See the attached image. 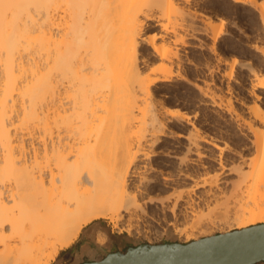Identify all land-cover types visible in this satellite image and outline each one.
Instances as JSON below:
<instances>
[{"label":"bare ground","instance_id":"1","mask_svg":"<svg viewBox=\"0 0 264 264\" xmlns=\"http://www.w3.org/2000/svg\"><path fill=\"white\" fill-rule=\"evenodd\" d=\"M97 219L264 222V0H0V264Z\"/></svg>","mask_w":264,"mask_h":264},{"label":"water","instance_id":"2","mask_svg":"<svg viewBox=\"0 0 264 264\" xmlns=\"http://www.w3.org/2000/svg\"><path fill=\"white\" fill-rule=\"evenodd\" d=\"M264 261V222L187 242H142L79 264H257Z\"/></svg>","mask_w":264,"mask_h":264},{"label":"crops","instance_id":"3","mask_svg":"<svg viewBox=\"0 0 264 264\" xmlns=\"http://www.w3.org/2000/svg\"><path fill=\"white\" fill-rule=\"evenodd\" d=\"M101 228L102 225L98 221L84 226L75 242L60 252L59 260L61 264H79L85 261L97 260L103 258L110 251L120 250L117 248L120 243L112 235L104 243L97 241Z\"/></svg>","mask_w":264,"mask_h":264},{"label":"rangeland","instance_id":"4","mask_svg":"<svg viewBox=\"0 0 264 264\" xmlns=\"http://www.w3.org/2000/svg\"><path fill=\"white\" fill-rule=\"evenodd\" d=\"M95 221H98L102 225V228H101L102 230L98 233L97 241H98V238H99V234H101V233L106 234V237H107L106 241L109 239V236L111 237V235H112V237H114L120 243L119 247L117 246V248L120 249V250H126L131 245H137V244H140L142 242H149V240H148L149 239L148 238L149 234L147 235L146 232H144L142 230L140 232H138V233L134 232L132 234H129L126 231H123V232L119 233L116 228L112 227L114 224L110 220H108V219H97ZM95 221H93V222H95ZM154 224H150L151 226L150 225L147 226V229H149L150 231L152 229V231H153V233L151 232L152 233L151 235L153 237L151 243H158V242H164V241L187 242V241H185L184 236L181 235L178 231H176L174 227H172V226L168 227V226H166L164 224V222L160 223L161 225L160 224H158V225L155 224V225H157L156 227H155ZM214 232L215 233H220L218 230H215ZM64 249H61L59 251L57 257L50 264H61V262L59 260V254ZM62 264H64V263H62ZM257 264H264V261L259 262Z\"/></svg>","mask_w":264,"mask_h":264}]
</instances>
